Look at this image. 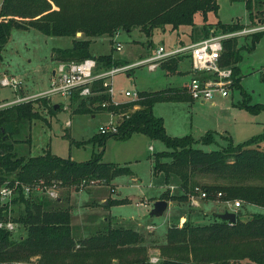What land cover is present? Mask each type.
I'll return each mask as SVG.
<instances>
[{
	"label": "trees",
	"instance_id": "16d2710c",
	"mask_svg": "<svg viewBox=\"0 0 264 264\" xmlns=\"http://www.w3.org/2000/svg\"><path fill=\"white\" fill-rule=\"evenodd\" d=\"M258 2L260 0H244L251 19L264 25V17L255 15V9L262 8V4L258 7ZM219 7V0H0V61L13 27L35 28L46 35L73 37L72 46L54 51L58 61L79 62L94 58L98 69H108L122 65L121 61L115 59L113 53L94 55L92 38L102 35L113 38L120 30L132 32L136 28L152 37L156 29L167 25L177 29L181 25L194 24L197 14L207 19L208 13L218 12ZM215 28L230 32L245 26L218 23ZM206 31V37L212 34L208 28ZM78 32L85 37L77 38ZM248 35L249 46L240 45L238 36L224 40L221 63L233 67L234 88H241L242 51L255 50L264 38V29ZM149 44H153L152 40ZM181 62V55L169 57L161 61V68L175 75L182 72ZM101 85L98 82L95 85L101 91L98 95L83 98L75 93L70 102H77L79 112L102 111L98 103L109 101L110 96ZM139 96L134 101L126 99L118 106L111 105L110 110L125 113L119 131L99 134L94 139L104 142L110 136L125 138L135 132L162 139L168 150L155 154L154 172H164L167 181L176 176L180 192L172 194L168 188L160 199L180 204L200 189L207 192V200H241L264 207L263 135L237 144L231 141L221 149L196 148L191 135L172 137L167 134L164 119L153 111L155 103L162 100L192 101L186 85L143 90ZM49 99L40 97L0 108V183L32 184L43 180L50 184L57 181L60 187L81 189L84 181L86 187L91 185V180H95V184L109 183L116 176L133 173L129 166L103 161L99 154L86 161L62 157L51 150L28 158L18 156L14 144L21 141L18 137L20 127L41 117L33 100L43 103L51 112L62 108L63 104L59 103L55 109L57 103L51 104ZM240 103L256 112L264 108L261 103L252 105L246 100ZM210 139L213 140L210 133L203 137L204 142ZM196 176H214L228 182L198 185L194 180ZM46 197L43 194L27 196L19 187L12 203L21 204L24 210L11 219L23 225L26 233L15 236L13 231L0 228V264L29 263L35 257L40 264H112L116 258L118 261L125 259L127 263L147 264L146 245L153 232L105 226L89 236H77L71 206H64L60 197L56 201ZM110 203L108 200L107 205ZM9 209V204L1 207V219H8ZM242 217L239 209L234 223L215 216L203 225L195 224L189 216L181 226L172 223L165 241L157 244L161 255L158 264H244L246 260L264 264V213L252 214L247 219Z\"/></svg>",
	"mask_w": 264,
	"mask_h": 264
},
{
	"label": "rangeland",
	"instance_id": "374dc122",
	"mask_svg": "<svg viewBox=\"0 0 264 264\" xmlns=\"http://www.w3.org/2000/svg\"><path fill=\"white\" fill-rule=\"evenodd\" d=\"M261 4L262 8L255 9V15L264 17V13L260 12L264 11V0L257 3L258 7ZM219 6L218 12L208 13L207 19L197 14L194 24L181 25L177 29L167 25L156 29L152 37L136 28L132 32L120 30L113 38L108 35L92 38L91 51L94 55L113 53L114 58L121 61V66H126L155 54L161 45L166 49H174L205 38L207 28L212 32L218 23L260 26L256 20L251 19L244 0H219ZM84 37L82 32L77 33V38ZM150 40L152 45L149 44ZM117 42L122 44L121 50L115 49ZM72 44L71 36L46 35L35 28L13 27L0 61V79L4 75L16 76L21 84L17 88L0 84V104L49 92L53 69L61 61L55 58L54 51L68 48ZM239 44L249 46V35L239 36ZM242 53L244 57L240 62L239 73L241 88H233L229 96L223 97L216 92L212 101L204 103L200 100H162L155 103L154 114L164 119L167 134L172 137L191 135L196 141L194 146L207 151L226 147L231 141L237 144L260 134L263 135L261 145L264 147V108L256 112L240 103L246 100L252 105L264 104V38L255 50L244 49ZM180 55L184 62L179 69L184 72L175 75L167 74L162 70L161 64L155 70L142 65L117 73L113 83L115 98L126 100V90H158L168 86H182L183 82L191 79L192 71L191 68L189 71L187 69L190 67L186 60L188 56ZM49 98L51 104L62 103V108L51 112L43 103L33 100L41 117L20 127L18 137L21 141L14 144V151L18 156L28 158L51 150L62 157L86 161L99 154L103 161L127 165L133 172L116 176L109 183L91 184L81 189L59 188L63 205L71 206L75 235L89 236L105 226H123L144 233L153 232V237H149L146 245L147 264H158L161 255L157 244L165 241L169 226L179 221L182 212L187 213L195 224L203 225L214 219V212L230 210L224 202L202 198V190L199 189L197 194H193L197 203L193 204L190 197L186 202L169 206L162 216L151 218L149 213L155 201L168 188L172 194L180 192L176 176H171L167 181L164 172H154L155 154L168 150L166 143L141 132L125 138L110 136L100 142L94 137L100 134V127L110 119L105 110H98L96 113L79 112L77 102L71 103L60 94H50ZM209 133L213 140L204 142L203 137ZM194 180L198 185L228 182L214 176H196ZM106 199L111 201L109 205L103 204ZM6 202L0 199V208ZM9 206L8 216H17L24 210L19 203ZM239 209L243 213V219L252 214L264 213V207L250 203L242 202ZM13 232L18 236L25 234L26 230L23 225L18 224ZM112 264L134 263H127L125 259L118 261L116 258L112 260ZM244 264L256 263L246 260Z\"/></svg>",
	"mask_w": 264,
	"mask_h": 264
},
{
	"label": "built area",
	"instance_id": "2783aa9c",
	"mask_svg": "<svg viewBox=\"0 0 264 264\" xmlns=\"http://www.w3.org/2000/svg\"><path fill=\"white\" fill-rule=\"evenodd\" d=\"M262 29H264V25L245 27L230 32L215 28L210 36L195 41L190 45L174 49H166L161 45L156 49L155 54H151L145 59L126 66H113L108 69H98L97 61L94 58H86L79 62H59L57 67L53 69L51 89L49 92L21 97L20 99L17 98L13 101L0 104V108L40 97L49 98L50 94H60L68 98L69 101L71 96L75 93H78L79 96L83 98L98 95L101 93L98 88H95L98 82L104 87V92L110 96L109 101L98 103V105H101L103 111L105 110L107 114L110 115L107 124L100 127V134H114L119 131V127L125 118V113L109 109L111 105L118 106L123 102V100L115 98L113 83L117 73L142 65H148L150 70H155L159 67L162 60L182 54V56H188L191 62L192 77L185 85L187 86L192 100H200L202 102L212 101L216 92H219L223 97H227L234 88V71L232 66H224L221 63L224 40L230 37L250 34ZM118 34L119 31L116 32V35ZM115 49L121 50L122 44L117 42ZM0 84L2 86L17 88L20 86L21 80L16 76L4 75L0 79ZM124 94L127 99L133 101L140 97V91L135 90H126ZM70 124L71 122L69 121L68 125ZM95 183V180H91V184ZM84 184L85 181L81 184L82 187H84ZM59 185L57 181H52L50 184H46L43 180L32 184H23L19 181H15V183L12 184L10 181H4L0 183V199L7 201L5 204H12L13 198L18 194L19 187H22L27 196L43 194L48 198H59ZM171 188L174 189L173 186ZM218 195L221 196L222 193L219 192ZM206 196L207 192L202 190L201 197L205 198ZM190 197L193 204L197 203L193 195ZM223 202L229 207H232L235 211L242 206L241 200H226ZM16 225L18 224L11 219L10 215L6 220L0 219V228H7L14 231Z\"/></svg>",
	"mask_w": 264,
	"mask_h": 264
},
{
	"label": "water",
	"instance_id": "95a60500",
	"mask_svg": "<svg viewBox=\"0 0 264 264\" xmlns=\"http://www.w3.org/2000/svg\"><path fill=\"white\" fill-rule=\"evenodd\" d=\"M60 106L59 103H57L55 105V109H57ZM103 204H108V200H106L105 202H103ZM172 204L166 200V199H158L155 201L154 206L152 207L149 216L151 218L154 217H160L162 216L165 211L168 209L169 206H171ZM213 216L218 217L222 220H226V221H230L232 223L237 221V211L235 210H225L223 212H214Z\"/></svg>",
	"mask_w": 264,
	"mask_h": 264
},
{
	"label": "crops",
	"instance_id": "0c3cea01",
	"mask_svg": "<svg viewBox=\"0 0 264 264\" xmlns=\"http://www.w3.org/2000/svg\"><path fill=\"white\" fill-rule=\"evenodd\" d=\"M188 62H189V66L190 67H188L187 69H188V71H189V69L191 68V62H190V59L189 58H187L186 59ZM184 62V60H183V58H182V62H181V64ZM182 72H184L183 70H182ZM188 82V80H186L185 82H183V85H185L186 83ZM182 85V86H183ZM192 101H194V100H192ZM195 102V101H194ZM204 103V102H203ZM213 103H214V101H213ZM115 191V190H114ZM158 199H160L159 197L157 198V200ZM103 200H105V199H103ZM106 200H108V199H106ZM170 203L172 204L171 206H174V202H172V201H170ZM5 205V204H4ZM3 205V206H4ZM230 210H234L232 207H230ZM239 210V209H238ZM237 210V211H238ZM0 213H1V208H0ZM187 216H188V214L187 213H184V212H182V214H180V216H179V221L177 222V223H179V225L181 226V225H183V223L185 222V220H186V218H187ZM104 219H106V217L104 218ZM153 254H155L154 252H153ZM29 263H35V264H40L38 261H37V257H35V258H33L32 259V261L31 262H29ZM17 264H19V263H17Z\"/></svg>",
	"mask_w": 264,
	"mask_h": 264
}]
</instances>
